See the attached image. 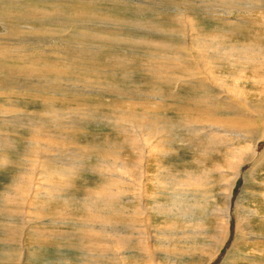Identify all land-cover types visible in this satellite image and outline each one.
Masks as SVG:
<instances>
[{"label": "rangeland", "instance_id": "obj_1", "mask_svg": "<svg viewBox=\"0 0 264 264\" xmlns=\"http://www.w3.org/2000/svg\"><path fill=\"white\" fill-rule=\"evenodd\" d=\"M22 1L33 4L42 2L41 5L37 6V9L54 11V38L42 36L37 39L41 41L43 38L47 40L53 38L51 41H53L54 45L49 46V48L53 47L54 54L50 56L49 53H42L40 49L36 50V52L43 54L39 55L38 53L39 58H37L40 64L53 65L54 73L58 72L59 77L54 79V88L32 80L28 82H24L25 80L19 81L21 80L19 76V78L12 79V85L8 88L5 85H0L2 87H0V259H3L7 252L8 254L11 253L8 250L9 246L8 248L5 245L3 247L2 244L5 240L8 242L12 237V235L10 236V229L15 224L11 222L14 221L15 223L18 221L12 212V209L15 208L14 200L7 205L10 214L7 211L2 212L5 205L3 197L8 193L9 188L12 187L15 181L18 182V178H23L27 182L25 189L28 191L24 200L27 203H32V205H28L31 207L29 210L33 209L35 211L31 219L46 220V218H53L54 220V225L52 226L54 232L51 227L38 221L31 222V226L28 229L26 224L24 225L25 228H22L23 238L31 249L24 251L23 264H67V262L69 264H81V260L84 261V259H82L83 256L80 255L79 251L87 250V246H92L93 250L96 249L101 253L100 258H105L107 264H109L108 251L103 250L101 246L97 248L90 245L89 241L83 239L82 236L94 233L97 236L95 238L96 241H103L105 236L112 240L111 235L101 230L98 216L101 215V218L109 223L103 213L104 207L108 205L109 195L114 193L111 185L117 181V177L114 176L116 174L114 170H117V166L113 161L123 160L128 155H131L132 151L139 145L140 132L142 133L144 127L147 128L150 134L149 125L147 124L149 119L136 117L142 112V116H145V113L157 117L159 129L165 127L171 144L162 143L160 145L164 152L163 154H166L164 161H170L168 166L171 172L180 173L178 185L168 183L169 191H166L169 193L160 197L163 202L172 205L171 211L174 212L170 213L169 218H167V229L166 226L152 227L150 228V233H147V235L161 239V242H152V239L149 238V245L152 244L153 246L154 243L157 250L161 252L172 250L175 253V258H164L161 255L157 262L159 264H198L197 254L204 252V259H207L206 252L214 250L209 247V244L218 243L217 234L221 231L219 224L224 221L221 217H224L226 209L229 207L228 235L224 245H219L220 250H216V258L213 259L214 262L211 261L212 264L224 263L227 260V256L234 257L232 258V264H264V259L259 257L261 254L264 255V251H261V249H264V154H262L264 139L259 143L256 154H252L248 159L238 164V170L231 169V164L228 167L226 162H229V157L236 156L239 150L246 151L250 146L254 145V142L243 138H235L229 133L219 134L214 123H222V121L223 123H228L232 120L224 112L215 113L214 115L209 113L210 107H208V104L211 100H218L219 97L223 96V93L220 92L221 89L215 86L210 87L209 85L204 87L196 86L193 89L191 85L182 83L183 80L180 78L185 76L183 71H180L178 67H172L174 63L168 62L167 64L168 60L162 59L167 56L160 52V49H147V47L152 46L153 38L159 37V35H156L157 33L146 34L144 29L147 26L154 27V32H158L160 29L181 31L184 26L181 24L178 15L182 12L186 14L189 12L188 14L194 17L198 13L196 19L188 16L187 18L190 22H194L195 27L197 25L196 29L199 32L206 34L219 32L226 36L224 39L227 42L230 41L236 46H253L254 44V47L257 46L256 49L264 51L263 14L252 17L251 11L247 9L249 15L240 16L241 13H244L243 10L246 7L245 4H247L245 0H234V2H230L233 0H97L96 3L84 0H54V5L50 1L47 2V0ZM83 2L86 4L84 7L82 6ZM208 7L219 10V14L217 11L206 10ZM237 16H240L246 22L232 23V19ZM227 17L229 19H226ZM86 18H93V22L82 23L85 22ZM200 18L206 19L207 22L205 24H197L196 21L198 22ZM214 20L217 22H214ZM9 25L12 31L13 22L11 20ZM33 25L35 24H29L31 27ZM140 25H143V30L141 31L131 29L134 26L141 27ZM14 27L18 28L17 26ZM106 27L111 29H106ZM226 28L227 31L225 30ZM0 31L2 34H8L5 26H0ZM23 32L22 30L16 34L18 42L21 41V38H25L23 35L26 33ZM14 38L15 40L17 39L15 36ZM138 38L145 40L138 44ZM173 39L174 37L168 40ZM30 42L31 40L26 42L24 40L20 43L24 44L21 45L20 50L26 55L27 52H33V50L29 49ZM25 43L28 44L25 45ZM257 43L259 45H255ZM33 46L36 48L42 47L40 43H36ZM79 47L86 49L84 55L77 56L70 53ZM6 48L9 49V46ZM62 50L66 52H62ZM6 53L8 52L6 51ZM31 55L36 56L35 53H31ZM31 55L27 56V58L24 57L25 59L22 58L23 60L18 59L20 60L18 62L16 56H8V59L14 60L20 66L27 68L31 64L34 65L32 62L34 58ZM242 63L240 67H243L245 71L240 74H233L234 79L231 78L230 81L231 85H237L233 89L235 90L234 92H240L239 95L232 94L233 90L230 89L232 101H236L235 103L240 107H244L246 105L245 102H247L256 107V112L261 109L264 114V81L262 82L264 65L263 68L255 72L253 68L252 72V65L248 64V66ZM251 63L258 64V62ZM167 66L169 67L167 68ZM240 67H235V71L240 69ZM107 69L108 72L112 71L113 75L112 73L107 74L105 71ZM168 69L170 73H167ZM65 75L70 76L72 79L63 77ZM79 79L87 81L85 87H88V90L80 91L81 86L79 85L81 84L78 82ZM184 86L186 89L189 86L190 88L186 91ZM89 87L93 88L92 91H89ZM198 90L204 92L201 94ZM94 91L95 93H93ZM233 95L241 99L245 98L243 99L244 103L242 104L243 101H237L238 97ZM175 101L178 104H174L176 103ZM219 114L223 118L218 116ZM46 116L48 117L46 118ZM21 117H28L30 120L34 119L48 128L50 127L49 129L54 133V138H49V142L53 143L52 148L54 149L53 154H51L52 157H59L58 160H62L65 164H76L79 167L77 171H74L77 175L72 178L71 182L65 180V178L62 183L60 179H55L60 177L61 174L54 170V162L49 164V168L52 166V175L49 172L48 174L45 172V162H42L41 148L44 138L38 135L37 129L34 130L31 125H26V121H22ZM255 119L257 121L254 125L260 128L262 120L260 121L258 116ZM192 123L195 127L191 125ZM198 124L201 130H197L196 126ZM34 127L36 128L37 126ZM71 129L74 130L72 131ZM212 129H216L217 132L209 134L210 137L214 138V140L210 141L203 134ZM159 133H161L160 130ZM221 135L224 136L223 139ZM248 136L250 137V135ZM187 138L191 141L196 140L195 143H198V146L199 144L202 145L204 148L197 152L193 149L196 148V145H193V148L184 146L186 141H189ZM206 138L207 141H205ZM215 142L217 148H215ZM117 152L119 153L118 155ZM150 153L151 151L148 154H141L139 151L137 155L146 159L156 154L150 155ZM261 154L262 156H260ZM259 156L260 158H258ZM114 158L116 159L114 160ZM55 164L60 163L55 162ZM24 169H27L29 173ZM64 169L71 176V170L67 166ZM193 171L198 177L203 176L204 179L202 177L201 180L206 182L203 187L204 191L200 196H198L200 187H190L188 184H184V181H187L186 173ZM235 175L237 176L234 178L233 176ZM225 177L233 179H231L233 188L230 192L225 190ZM51 179L53 181L57 180L54 188L58 189L59 196L65 200H61L57 195H54V203L44 206L43 202L47 201L45 196L41 203L42 205L36 206L38 202L34 201L35 184L39 186L37 191L43 194L46 188L43 186L47 185L48 182H53ZM101 186L110 187L108 190L96 194L99 188H102ZM133 187L137 192L142 193L143 185L135 182ZM148 189L153 190L149 185ZM194 194L197 195L194 196ZM83 196H90L89 201L85 202H89L90 213L88 216L83 217L79 226H73L74 218L80 220V217H82V213L77 209L85 200L80 201ZM225 196H229L231 202L228 203V200L224 201L226 200L224 199ZM55 203H59L56 208H54ZM202 203L204 208L201 206ZM28 206H25L24 210L29 211ZM74 206H76L75 211ZM216 206L225 208V212L217 211L214 213L213 211L212 213V209ZM238 206H246L247 209L243 211ZM93 208L100 209V212L91 213ZM107 208L110 210L109 205ZM202 209L205 212H202ZM241 216L249 218L254 235H247V231L239 229ZM126 218L113 219H118L121 222L120 224L125 225ZM66 219H71V222L66 221ZM86 219L91 221V228H88L89 225L85 222ZM63 221V224H59V222ZM41 229L44 230L41 231ZM64 231L79 235L81 238L67 237V239H60L56 236V234ZM124 232L129 234L128 229H124ZM181 233L188 234L189 237L183 236ZM170 235L172 237L168 239ZM141 237H143V234ZM27 239L31 244L27 242ZM184 239L185 241H183ZM174 243L176 245L174 246L175 249L172 246ZM136 244H130L127 249L121 251L122 264H136L137 262V264H148L145 261L146 259L141 258H138L137 261L134 260L135 263L129 259L130 254L123 252L134 247V250L137 251L139 249L138 252L141 253L139 246H136ZM117 247L119 248V246ZM59 250L64 252L58 253ZM235 256L237 257L235 258ZM58 257H66L67 260L63 261V263H58L56 260ZM35 258L37 261H34ZM249 259L263 261L257 263V261L254 262ZM114 261L117 262L116 259ZM10 263L7 262V264ZM0 264H6V262L0 260Z\"/></svg>", "mask_w": 264, "mask_h": 264}, {"label": "bare ground", "instance_id": "obj_2", "mask_svg": "<svg viewBox=\"0 0 264 264\" xmlns=\"http://www.w3.org/2000/svg\"><path fill=\"white\" fill-rule=\"evenodd\" d=\"M32 1H34V0H32ZM37 1H41V0H37ZM49 1L54 5V0H52V1L47 0V2H49ZM84 1H91L93 3H96L97 0H84ZM245 1H247L246 2L247 4H245L246 7L243 10L244 13L243 14L241 13L240 16L243 15L242 17H244V15H249V12L247 11V9H248L249 11H251L252 17L263 14L262 18L264 19V0H245ZM230 2H234V0L230 1ZM41 4H42V2L40 4H33L30 2H23L22 0H0V26H2V27L5 26L8 30L7 31L8 34H2V32L0 31V85H3V86L5 85L8 88L12 85V83H11L12 79H16V77L19 76V77H21V80H19V81L25 80L24 82H28V81L32 80L33 82L36 81L39 83H43L46 86H49L51 88H54V79L58 78L59 74H58V72L54 73V66L53 65H51V64H42L41 65L39 60H38V58H39L38 56L43 55V54H40L38 51L36 52V50L40 49L42 51V53H49L50 56H51V54H54L53 47L49 48V46L54 45L53 41H51L54 38V11L51 12V11H47L48 9L46 11H44V9L40 10V8L37 9L38 8L37 6H39ZM45 4H47V3H45ZM82 6L84 7V6H86V4H84V2H83ZM204 10H203V12H204ZM206 10L217 11L218 14L220 12L219 10L212 9L211 7L206 8ZM188 13L186 14L185 12H182L181 14L178 15L179 16L178 18H180L179 20H181V24L184 26V28L181 31H171L170 29L169 30L160 29V30H158V32H154L155 31L154 27H147L146 26V28H144L146 34L152 35L154 33H157L156 35H159V37L153 38L154 40H152V42H153L152 46L147 47V49L148 48L154 49V50L160 49L161 50L160 52H162L163 54H165L167 56L166 58H162V59H167L168 60L167 64H168V62L174 63V66H172V67H178L180 69V71H183L185 73V76L180 78L183 80L182 83H184L186 85H191V87H193V89L196 86H199V87L203 86L204 87L205 85H209L210 87L215 86V87H218L221 89L220 92L223 93L222 94L223 96L221 98L219 97L218 100L213 99L210 101V103L208 104V107H210L209 113L214 115L215 113L224 112L232 120L230 119L231 121L228 123H223V121H222V123H214L218 129L219 134L229 133L232 136H234L235 138H243V139H247L248 141L254 142V145L250 146L246 151L245 150H242V151L239 150V152L237 153V150H236L237 155L236 156L231 155L232 158L231 157L228 158L229 162H226V163H228V167H229V164H231V166H230L231 169L238 170V164H240L244 160L248 159L252 154H256L259 143L264 139V114H263V110H261V109H258L256 112V107H254L251 104H248L247 102H245L246 105L244 107H240L237 103H235L236 101L235 102L232 101V98H231L232 94L239 95L240 92H234L235 90H233V89L236 88L237 85L236 84L231 85L230 81H231V78H233V76H234L233 74H235V73L240 74V73H243L245 71L243 69V67L242 68L240 67L241 62H243L246 65H248V64L252 65V70H251L252 72H253V68L255 69L254 72L257 71L258 69L263 68L264 51H261L260 49H256L257 46L254 47V44H253V46L252 45L251 46H236V44L234 45L230 41L227 42L224 39L226 36L222 33H219V32H213V33H209V34L201 33L196 29L197 25L195 24L196 25V27H195L193 24L194 22H190L187 18V16H188V17L193 18V19L195 17V19H196L198 16V13L195 12L196 14L194 17L190 16ZM209 13H210V11H209ZM227 14H229V13L227 12ZM233 14H234V12H233ZM240 16L233 18L231 22L232 23H236V22L237 23L238 22L244 23V22H246ZM208 17H209V15H208ZM206 18H207V16H206ZM226 19H229V18L227 17ZM10 20H11V22H13V26H12L13 27V30H12L13 33L10 30L11 29V27L9 25ZM216 20H217V18H216ZM91 22H93V18H86L85 22H82V23H91ZM176 22H178V21H176ZM205 22H207V20L203 19V18H200V20L198 22L196 21L197 24H199V23L205 24ZM214 22H217V21L214 20ZM29 24H35V25H33V27H31V26H29ZM191 24H193V25H191ZM232 25L234 26V24H232ZM14 26H17L18 28L14 27ZM140 26L141 27L134 26V28H131V29L141 31V30H143V25H140ZM106 29H111V28L106 27ZM222 29H224V27H222ZM22 30L24 31L23 33H26L25 35H23V36H25V38H21L20 39L21 41L18 42V38H17L16 34ZM116 30L120 31L122 29H116ZM225 30L227 31V28ZM125 31H127V30H125ZM14 36L17 38L16 40H15ZM42 36L49 37V38L53 37V38L51 40H47L46 38H43L41 41L37 40L39 37H42ZM173 37H174L173 40H168V39H172ZM255 38H256V36H255ZM22 40L23 41L25 40V42L27 40H29V41L31 40L30 44H32V45L29 44V46H30L29 49L31 51L33 50V52H27V55H26L20 50L21 45H24V44H20L21 42H23ZM137 40H139L138 44H141L143 42V40H145V39L138 38ZM255 40H258V39H255ZM133 42H135V41H133ZM28 43H25V45ZM36 43H40L42 45V47H39V48L34 47L33 45ZM135 43H137V42H135ZM135 45H137V44H135ZM255 45H259V43L255 44ZM7 46H9V49L6 48ZM29 46H27V47H29ZM25 48H26V46H25ZM96 50H98V49L96 48ZM6 51L8 53H6ZM62 52H66V51L62 50ZM85 52H86L85 48L79 47L77 49L72 50V52H70V53L78 56V55H84ZM31 53H35L36 56H32ZM38 53H39V55H38ZM29 55H31L34 58L32 60L34 65L31 64L30 67L26 66L27 68H24L23 66H20L19 63H17L18 61L23 60L22 58H24V57L27 58V56H29ZM8 56H16L17 58L16 57L15 58H16L17 62H14V60L12 61V60L8 59ZM18 59H20V60H18ZM251 62H258V64L255 65L254 63H251ZM63 65H61V66H63ZM67 66H69V65H67ZM168 67L169 66H167V68ZM235 67H240V69L235 71ZM121 68H124V67H121ZM104 69H105V67H104ZM112 70H114V69H112ZM105 71L107 74L112 73V71L108 72V69ZM70 72H71V70H70ZM74 72H76V71H74ZM167 73H170L169 69H168ZM84 74H86V73H84ZM87 74H89V73H87ZM112 75H113V73H112ZM63 77L71 78L70 76H66V75ZM166 77H172V76H166ZM163 80H164V78H163ZM263 81H264V76H263L262 82ZM78 82H79V84H81V85H79V86H81L80 91L88 90L87 89L88 87H85L87 81H85L84 79H82V80L79 79ZM29 87H30V85H29ZM89 88H90L89 91H92L93 88L92 87H89ZM184 88L187 91V89L190 88V86L187 89L185 86H184ZM230 89L233 90L232 94L230 92L231 91ZM198 91H200V90H198ZM198 91H196V92H198ZM96 92H98V91H96ZM181 92H180V94L182 95ZM203 92H201V94ZM12 93H14V92H12ZM82 93L84 94V92H82ZM93 93H95V91ZM205 93H207V92H205ZM6 94H7V92H6ZM46 94H47V92H46ZM188 95H189V93H188ZM234 97H238V96H234ZM191 98H192V96H191ZM128 99H131V98H128ZM165 99H166V97H165ZM243 99H245V98H243ZM243 99L238 97V99H236V100L237 101H243L242 102V104H243L244 103ZM52 100H54V99H52ZM193 100H195V99H193ZM174 104H178V103L176 102ZM182 104H184V103H182ZM190 106H191V104H190ZM193 111H196V110H193ZM141 113L139 115H136V117L149 119L147 124L149 125L150 134H149V131H147V128L144 127V129H142V133L140 132V137L138 140L139 145L135 148L134 151H132V153L130 152L131 155H128V157H125V159L118 160V161L115 160L116 158H114L115 161H113V162L116 163V166H117V170H114L116 172V174L114 176L117 177V181L115 183L112 182L113 184L111 185L112 188L114 189V193L109 195V201L107 203L110 206V210L107 208V206H108L107 205L106 207H104V213H103V216L109 220V223L106 220H104L103 218H101L102 217L101 215L98 216V218H100L101 230L106 231V233L108 235H111L112 240H110L108 236H105V239L103 241H101V240L96 241L95 238H97V236L94 233L90 234V235L84 234L82 236L83 239H86L87 241H89L90 245H93L94 247H97V248L99 246H101L103 250L108 251V253H109L108 263L109 264H122L123 262L121 260L123 258L121 259V257H120L122 255V254H120L121 251L127 249L128 246H130V244L132 245L133 243H137L136 246H139L141 253L138 252L139 249H137V251L134 250L133 249L134 247H131L132 248L131 250L123 251L127 254H130L129 259H131L133 261L134 260L137 261L138 258H141V259H146L145 261H147L148 264H152V263L153 264H159L157 262V259L161 255H163L164 258H175V253L172 250H166L165 252L164 251L161 252V251L157 250V247L155 246L154 243H153V246H152V244L149 245V243H150L149 238L152 239V242H156V241L161 242V239L153 237L152 235H147V233H150V228H152V227H158V226L164 227V226H166V229H167V227H168V224H167L168 219L167 218H169L170 213H174V212L171 211L172 205L169 203L163 202L161 200L162 198L160 199V197L164 196L163 194L169 193V192H167V191H169L168 190V183H170L171 185H178L179 180H180L179 179L180 173L178 174V173L171 172L170 168L168 166L170 161H164L166 154H163L164 152L161 149L160 145L162 143L171 144V141H170L168 135L166 134L165 127H161L159 129L157 117H155L153 115H148L145 113H144L145 116H142ZM188 114H190V113H188ZM218 116L223 118V116H221L220 114ZM257 116L259 117L260 121L262 120V124H261L260 128H257V125L256 126L254 125V123L257 121L255 119V117H257ZM47 117L48 116H46V118ZM21 118H22V121L23 120L26 121L25 122L26 125H31L33 127L32 129H34V130L37 129L38 135L42 136L44 138L42 141V144H41V148H42V160H43L42 162H45V172L47 174H48V172L51 174L52 166L49 168V164H52L54 162V167H55L54 170L61 174L60 177L55 178V179H60L61 183H62V181H64V178H65V180H69L71 182L72 178L76 177V175H77L74 171H77L79 169V167L76 164L75 165H73L71 163L65 164L62 160H58L59 157H55V158L52 157L51 154H53L54 149L52 148L53 143L49 142V138L53 139L54 133L49 129L50 127L48 128L46 125H43V123H40L34 119L30 120L28 117H21ZM224 119L226 120V118H224ZM218 120H220V119H218ZM56 122H58V121H56ZM205 122H203V123H205ZM193 123L197 124L195 122H193ZM193 123L191 125L195 127V125H193ZM6 124H8V123H6ZM139 124H140V122H139ZM34 126H37V127L35 128ZM196 127H197V130H201V127L199 126V124ZM159 130L161 133H159ZM213 132H217L216 129L215 130L212 129L211 131L205 132V133L203 132L204 133L203 135L211 141V140H214V138L210 137L209 134H211ZM120 135H121V133H120ZM207 135H209V136H207ZM215 135L217 136V134H215ZM248 135H250V137ZM221 137H222V139L224 138V136H222V135H221ZM207 138L205 141H207ZM40 139H42V138H40ZM195 141L196 140L186 141L184 146H187L189 148H193V145H196V148H193V149H195L197 152L198 151L200 152L204 147L200 144L198 146V143H195ZM178 145H179V148L181 149V145H180L179 141H178ZM230 146H231V144H230ZM230 146L228 145V147H230ZM215 148H217L216 142H215ZM122 149H124V148H122ZM128 149H130V148L128 147ZM120 151H121V149H120ZM139 151L141 152V154H148L150 151H151L150 155H152L153 153H156V154L153 156H150L149 158L147 157L146 159H143L137 155V153ZM124 152H126V151H124ZM216 152H217V150H216ZM118 154L119 153L117 152V155ZM262 154H264V150H263ZM262 154L260 156H262ZM33 156L35 157V155H33ZM260 156L258 158H260ZM55 162H59L60 164H55ZM6 163L9 164V162H7V161H6ZM41 164H43V163H41ZM65 166H67L71 170V172H70L71 176H70V174H68L65 171V169H64ZM24 170L28 172L27 169H24ZM54 170H53V172H54ZM194 172L195 171L186 173L187 181H184V184L185 185L188 184L190 187H194V186L200 187V193L198 194V196H200V195H202V193L204 191L203 187L205 186L206 182L204 180H201V178L203 176L198 177V175ZM199 175H201V174H199ZM236 176L237 175H235L233 177L235 178ZM16 178H18V177H16ZM225 178H226V179H224V181L226 183L225 190L230 192L233 188V181H231L232 178L231 179L229 177H225ZM203 179H204V177H203ZM56 182H57V180H54L53 182H48L47 185L45 184L43 187L44 188L46 187V188L44 189L43 194H41L37 191L39 186H38V184H35L34 189L36 190V192L34 194V201L38 202L37 203L38 205H36V206H39L43 202V199L45 196H46L47 201L43 202L44 206L54 203V195H57L58 198H60L61 200L63 199V198H61V196H59V193L57 191L58 189L54 188L56 186ZM135 182L143 185L142 193L137 192L134 189L133 185ZM26 183H27L26 180H23V178H18V182L15 181V183L12 185V187L9 188L10 190L8 189L9 190L8 193L6 195H4V197H3V199L5 200V205L3 207L2 212L7 211L8 214H10L7 205H9V202L14 200L15 208L12 209V212L14 213L15 218L18 220V221L15 220L16 221L15 223L13 220H12L13 222H11L12 224H15L14 227L12 229H10V231H11L10 236L12 235V237L8 240V242H6L5 239H4L5 241L3 240L4 241V243L2 244L3 247H4V245L7 248L9 246L8 250H10L9 252H11L10 254H8V252H7V255L4 256V258L2 257L3 259H0V260H4L6 262V264H7V262H9V263L11 262L10 264H23L24 251H29V249H31L30 246H27L26 241L23 238L24 234L22 233V228L24 227L25 224H26V228L28 229L31 226V224H30L31 222H33V223L35 221L42 222V224L44 223V225H48L49 227H51L52 231L54 232V228L52 227L54 225L53 218L47 219L45 217L46 220L40 219L41 221L38 219H31L34 216L35 211H33V209L29 210L31 207L28 205H30V204L32 205V203H27L26 200H24L25 196L27 195L26 193L28 192L25 189L26 188L25 185H27ZM107 184H108V182H107ZM148 185L151 186L153 188V190L148 189ZM109 187L110 186H106V187H102V188L98 187L99 190L96 192V194H99L100 192L108 190ZM96 188H97V186H96ZM60 189H62V188H60ZM92 195H90V196H92ZM196 195L197 194H194V196H196ZM90 196H83L82 198H80L81 202L85 199L83 201V204H81V206L79 204L80 207L77 209L82 213L81 214L82 217H80V220H78L77 218H74V221H73L74 225L73 226H79L81 224L83 217L89 215V213H90L89 202L88 203H85V202L89 201ZM39 199H41V200H39ZM224 199H226L224 201L228 200V203L231 202V199L229 198V196H225ZM63 200H65V199H63ZM58 205H59V203L58 204L55 203L54 208H56ZM25 206L29 207L28 208L29 211L24 210ZM201 206L203 207V203L201 204ZM238 208L243 210V211H245L247 209L246 206H242V207L238 206ZM40 210H41V208H40ZM40 210H38V211H40ZM75 210H76V206H74V211ZM203 210L204 209H202V212H205ZM213 211H214V213L217 211L225 212V208H219L216 206L212 209V213H213ZM228 211H229V207H227L226 213L224 214V217H221L224 221L222 223L219 222L220 223L219 226H220L221 231H220V233L217 234L218 243H215V244L210 243L209 244V247H212L214 250L206 252V254L208 256L207 259H204L205 252L202 254H197V260H199L198 264H206V263L212 264L211 261H213V259L216 258V253H217L216 250L219 249V245H222V246L224 245L226 238H227V235H228V221H229L228 220V218H229ZM15 212H16V215H15ZM50 212H53V211H50ZM95 212H100V209L93 208L91 213H95ZM39 213H41V212H39ZM50 215H54V214H50ZM56 216H61V215H56ZM124 217H127L125 225L120 224L121 222H119L118 219H116V220L113 219V218H124ZM39 218H41V217H39ZM138 219H139V221H137ZM198 219L202 220L201 218H198ZM70 220L71 219H66V221H68V222H71ZM205 220H206V218H205ZM85 222L88 223V225H89L88 228H91V221L89 219H86ZM122 222H124V221L122 220ZM63 223H64V221L59 222V224H63ZM157 223H158V225H156ZM236 226L238 227L237 222H236ZM254 227H256V225H254ZM124 229H128L129 234L125 233ZM239 229L247 231V233H246L247 235L248 234L254 235V233H252L253 227L249 223V218H247V217L241 216ZM42 230H44V229H41V231ZM39 231H40V229H39ZM49 233H51V232H49ZM142 234H143V237H141ZM38 235H39V233H38ZM181 235L189 237L188 234L181 233ZM56 236L60 239H67V237L68 238H75V237L81 238L79 235H75V234L70 233V232L67 233L65 231L62 233L56 234ZM138 236H140V237H138ZM171 237H172V235H170L168 237V239H170ZM183 241H185V239ZM27 242L30 243V241H28V239H27ZM29 243H28V245H29ZM117 246H119V248ZM172 246H173V249H175L174 248V246H176L175 243L172 244ZM48 247H50V246H48ZM76 249H78V248L76 247ZM261 251H264V249H261ZM63 252H64L63 250L58 251V253H63ZM79 252H80V255L83 256L82 259H84V261L81 260V262H82L81 264H107V260L105 258H100L101 253H99L96 249L93 250L92 246H90V247L87 246V250H82ZM240 252H238V253H240ZM241 253H243V252H241ZM117 256H119V257H117ZM0 257H1V255H0ZM236 257L237 256H235V258ZM259 257L261 259H264L263 254H261ZM232 258H234V257L227 256V258H226L227 260L222 264H230L231 262H233ZM114 259H116L117 262H115ZM218 259H219V257H218ZM30 260H32V259H30ZM56 260L58 261V263L59 262L63 263V261H66L67 258L66 257H64V258L58 257ZM249 260L254 261V262L257 261V263L263 261V260H257V259H254V260L249 259ZM34 261H37L36 258L34 259ZM51 264H53V263H51ZM67 264H69V262H67Z\"/></svg>", "mask_w": 264, "mask_h": 264}]
</instances>
